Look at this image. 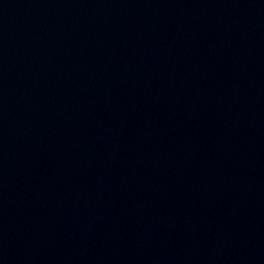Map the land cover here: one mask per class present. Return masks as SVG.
Here are the masks:
<instances>
[{"label":"water","instance_id":"95a60500","mask_svg":"<svg viewBox=\"0 0 264 264\" xmlns=\"http://www.w3.org/2000/svg\"><path fill=\"white\" fill-rule=\"evenodd\" d=\"M0 264H264V0H0Z\"/></svg>","mask_w":264,"mask_h":264}]
</instances>
